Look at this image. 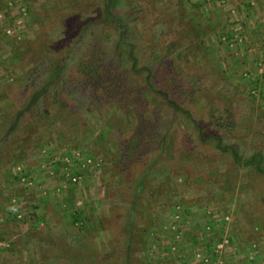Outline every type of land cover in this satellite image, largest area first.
<instances>
[{
	"label": "rangeland",
	"instance_id": "374dc122",
	"mask_svg": "<svg viewBox=\"0 0 264 264\" xmlns=\"http://www.w3.org/2000/svg\"><path fill=\"white\" fill-rule=\"evenodd\" d=\"M258 151L264 0H0V264H264Z\"/></svg>",
	"mask_w": 264,
	"mask_h": 264
},
{
	"label": "trees",
	"instance_id": "16d2710c",
	"mask_svg": "<svg viewBox=\"0 0 264 264\" xmlns=\"http://www.w3.org/2000/svg\"><path fill=\"white\" fill-rule=\"evenodd\" d=\"M76 11V10H74ZM110 16V15H108ZM131 63L133 64V66L137 65L133 60V58L130 57ZM90 75V74H88ZM89 78V77H87ZM233 154L236 158H238V153L236 151H233ZM263 160H264V154L260 151L255 152L252 156H250V158L245 161V163L247 165L251 164L252 166H255V169L259 172H263L264 171V166H263Z\"/></svg>",
	"mask_w": 264,
	"mask_h": 264
},
{
	"label": "built area",
	"instance_id": "2783aa9c",
	"mask_svg": "<svg viewBox=\"0 0 264 264\" xmlns=\"http://www.w3.org/2000/svg\"><path fill=\"white\" fill-rule=\"evenodd\" d=\"M71 179L75 182V181H77L78 178L77 177H73Z\"/></svg>",
	"mask_w": 264,
	"mask_h": 264
}]
</instances>
